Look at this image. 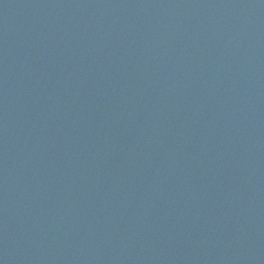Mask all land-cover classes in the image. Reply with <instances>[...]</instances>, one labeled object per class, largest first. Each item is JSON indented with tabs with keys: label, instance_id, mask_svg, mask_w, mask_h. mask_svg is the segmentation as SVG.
<instances>
[{
	"label": "water",
	"instance_id": "water-1",
	"mask_svg": "<svg viewBox=\"0 0 264 264\" xmlns=\"http://www.w3.org/2000/svg\"><path fill=\"white\" fill-rule=\"evenodd\" d=\"M0 264H264V0H0Z\"/></svg>",
	"mask_w": 264,
	"mask_h": 264
}]
</instances>
